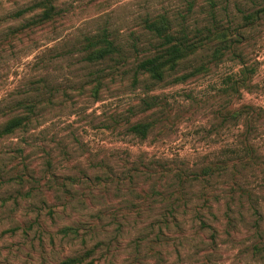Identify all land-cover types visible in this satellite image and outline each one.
Masks as SVG:
<instances>
[{"label": "rangeland", "instance_id": "374dc122", "mask_svg": "<svg viewBox=\"0 0 264 264\" xmlns=\"http://www.w3.org/2000/svg\"><path fill=\"white\" fill-rule=\"evenodd\" d=\"M40 1L0 0V124L22 111L17 101L36 104L0 138V264L86 252L94 264H264V11L249 15L264 0H55L52 20L18 30ZM157 13L176 28L185 16L191 34L213 21L236 28L239 42L155 81L135 67L159 43L140 24ZM101 29L123 55L88 63L84 37ZM236 73L247 87L228 94ZM243 105L258 114L228 117ZM144 121V138L128 130ZM245 141L260 163L238 168L239 189L231 168L178 186L175 171L223 162Z\"/></svg>", "mask_w": 264, "mask_h": 264}, {"label": "trees", "instance_id": "16d2710c", "mask_svg": "<svg viewBox=\"0 0 264 264\" xmlns=\"http://www.w3.org/2000/svg\"><path fill=\"white\" fill-rule=\"evenodd\" d=\"M36 6H41L42 10L38 18L26 22L18 30L23 31L25 27H29L35 24H43L53 19L58 14L55 8V0H41ZM26 7L22 10H27ZM193 8L192 3L189 4V10ZM264 11V5H261L255 12L250 13L251 20L257 17L259 12ZM18 11L16 14H20ZM182 22L178 23L179 27H175V23L167 15V13H157L154 15H146L140 20V24L143 30L151 33L159 43L155 47L152 54L142 57L136 64L135 72L145 74L149 78L155 81H162L166 75L175 71L179 65L193 56H196L200 51L211 49L208 53V62L218 61L225 54L226 51L234 48V44L239 42V38L234 30L217 25L214 21L210 25H202L196 33L191 34L188 31V25L184 24L186 17H181ZM212 47V48H211ZM84 60L88 63H98L105 61L109 58L122 57V50L117 41L111 34L101 29L91 35L84 37ZM206 65L201 64L199 67L193 69L190 73H186L180 76L174 77V82L184 81L189 76L196 74L197 72L206 71ZM136 74V73H135ZM237 74V73H236ZM229 76L230 82L228 87L232 93H240L242 88L247 87V83L244 78L239 77V74ZM36 104L32 100L21 99L13 105V110L22 109V111L13 114L8 117L3 123L0 124V138L12 134L14 131L20 128L26 127L34 116ZM247 107L251 111V115H246L248 118H253V115H257L258 111L249 106L243 105L240 109L231 110L227 112L229 118L236 119L242 115ZM249 113L248 111H245ZM152 127V123L149 121L134 122L129 125L128 130L134 135H138L144 138ZM259 158L255 154V151L250 143L242 142V148L240 152H235V156L228 158L223 162L212 163L203 167L199 172L189 173L175 171L173 175L178 179V186L182 187L184 182L201 180L205 181V176L213 175L215 172L227 171L231 168L232 181L231 188L235 190L236 187L240 188L236 182V173L239 172L238 168L255 167L259 164ZM204 206H209L206 199L204 200ZM162 223L165 222L163 219ZM201 226H204L202 222ZM65 230V229H63ZM88 252L82 255L70 256L60 260L57 264H94L93 260H87Z\"/></svg>", "mask_w": 264, "mask_h": 264}]
</instances>
